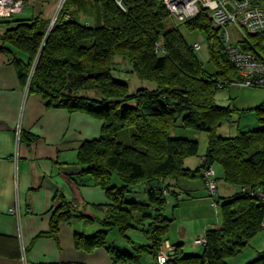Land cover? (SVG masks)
I'll return each instance as SVG.
<instances>
[{"label":"trees","instance_id":"trees-1","mask_svg":"<svg viewBox=\"0 0 264 264\" xmlns=\"http://www.w3.org/2000/svg\"><path fill=\"white\" fill-rule=\"evenodd\" d=\"M68 2H63L51 27L49 18L0 20L6 28L0 34V52L23 56L13 61L21 67L20 80L46 108L80 112L102 122L99 137L78 148L76 165L111 204L102 229L90 237L77 234L75 246L88 251L106 248L113 264H130L141 252L155 260L172 222L164 214L168 198H176L178 181L201 180L204 186L202 171L211 166L216 183L222 180L237 188L221 203L217 192L210 198L205 190L206 198L219 206L221 227L204 233L199 255H184L180 245H171L174 251L166 264H226L225 259L239 253L261 229L260 204L238 190L264 185V128L232 138L216 136L230 110L216 105L214 95L239 80L225 55L220 30L205 10L176 23L161 0H96L92 23L81 21L77 11L69 12ZM181 26L205 36L213 73L203 68L182 37ZM248 39L251 47L241 44L242 49L253 48L264 59V34ZM121 74L145 84L130 92L129 80ZM255 110L264 113V105ZM258 120L264 123V117ZM175 128L208 135L205 152L193 170L184 162L197 154V143L173 136ZM113 178L118 182L113 183ZM138 186L145 193L144 201L129 199ZM61 206L52 218V232L60 220L70 219L71 212ZM112 230L131 245L134 255L106 246ZM129 230L140 232L148 245L130 241L125 236ZM248 264H264V257Z\"/></svg>","mask_w":264,"mask_h":264},{"label":"crops","instance_id":"crops-1","mask_svg":"<svg viewBox=\"0 0 264 264\" xmlns=\"http://www.w3.org/2000/svg\"><path fill=\"white\" fill-rule=\"evenodd\" d=\"M5 29L1 26L0 34ZM180 33L189 46H199L194 50L198 58L202 49L194 39L195 32ZM197 35L204 38L206 48L205 36ZM202 57L208 61L207 48ZM21 58L0 52V264H113L106 248L88 251L74 244L77 234L90 237L102 229L101 221L111 204L76 165L78 148L99 137L102 122L80 112L48 109L39 97L28 94L27 84L19 77L21 67L13 63ZM176 191L177 200L168 198L164 215L172 222L163 239L172 246L180 245L184 255L189 248L199 255L201 250L193 249L192 242L221 227L219 206L206 198L201 180L182 179ZM227 194L217 196L218 201L232 195ZM129 199L144 201L145 193L136 189ZM62 204L63 211L71 212L70 219L60 220L52 232V218ZM11 208L18 217L10 213ZM80 213L91 220L81 218ZM109 232L106 246L136 253L125 240V249H120ZM125 236L133 243L148 245L138 231L129 230ZM130 264H155V260L141 252Z\"/></svg>","mask_w":264,"mask_h":264},{"label":"built area","instance_id":"built-area-1","mask_svg":"<svg viewBox=\"0 0 264 264\" xmlns=\"http://www.w3.org/2000/svg\"><path fill=\"white\" fill-rule=\"evenodd\" d=\"M165 9L176 23H183L195 17L200 10H205L215 27L220 30V39L224 52L232 67L235 69L238 81L232 86L264 90V59L257 56L255 50L242 49L241 44L249 43V36L264 34V0H161ZM120 5V4H118ZM25 6L23 0H0V20L12 18L22 13ZM231 26L238 40L233 41L227 29ZM194 50H199L197 44L192 45ZM161 50V49H160ZM28 88V84L26 85ZM204 160L200 161V164ZM204 188L210 198L217 192L216 174L214 168L207 166L202 171ZM243 196L257 201L263 211L260 228L264 229V185L253 190L239 189ZM167 190H162L166 195ZM10 213L18 217L14 208ZM194 247L201 248L205 245L203 236H199L192 242ZM174 248L164 241L158 249L155 264H166Z\"/></svg>","mask_w":264,"mask_h":264},{"label":"rangeland","instance_id":"rangeland-1","mask_svg":"<svg viewBox=\"0 0 264 264\" xmlns=\"http://www.w3.org/2000/svg\"><path fill=\"white\" fill-rule=\"evenodd\" d=\"M65 0H25V6L22 13L15 15L19 20H25L35 17H40L43 19H54L61 8ZM68 6L67 10L69 12L77 11L81 21L93 22L94 17L97 12L96 0H67ZM4 23L0 21V27ZM232 40H238L234 30L231 26H227ZM180 31L184 32L183 35L189 33L181 26ZM194 39L200 43L201 53L198 55L199 62L202 64L203 68L209 72H214V67L204 61L202 54H205L206 48L204 43V38L199 37V33H194ZM254 43L256 38H250ZM16 55L22 57L21 54L16 52ZM123 80H129V91L132 92L137 88H142L145 83L138 81L136 78L130 77L128 74H121ZM132 78V79H131ZM214 100L216 105L227 108L230 110L225 118H222L221 124L215 130L216 136L222 138H232L241 132L257 131L264 128V123L258 120V117H264V113H258L255 108L264 105V90L263 89H253V88H239L236 86H230L218 90L214 95ZM173 136H181L186 139L195 141L197 143V154L190 157L186 161V167L189 169L197 168L199 157L205 152L208 135L204 132L181 130L175 128L172 133ZM113 183H117V179L113 178ZM228 188V189H227ZM136 189H141V186L136 187ZM228 191V192H226ZM231 191V192H230ZM237 191L236 187L226 184L224 181L219 180L217 183V196H226L227 193H234ZM228 195V194H227ZM231 196V195H230ZM222 198V197H221ZM227 199L224 197L221 201ZM110 233V232H109ZM113 240L116 239L120 249H125L124 239L119 236L117 231H112L110 234ZM193 249L197 250L195 247ZM187 255H196L197 253L190 248L187 249ZM264 257V229H259L254 233L246 242V244L241 248V251L234 256L227 257L225 259L226 264H248L254 260Z\"/></svg>","mask_w":264,"mask_h":264},{"label":"water","instance_id":"water-1","mask_svg":"<svg viewBox=\"0 0 264 264\" xmlns=\"http://www.w3.org/2000/svg\"><path fill=\"white\" fill-rule=\"evenodd\" d=\"M54 21H55V18L50 21L49 27L53 25ZM66 89H68L69 93L71 92V90L69 89V84L66 85Z\"/></svg>","mask_w":264,"mask_h":264}]
</instances>
